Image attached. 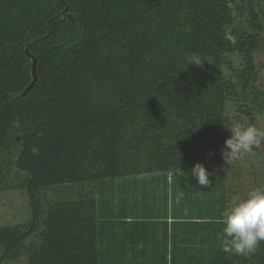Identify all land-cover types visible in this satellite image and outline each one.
Instances as JSON below:
<instances>
[{"label":"trees","instance_id":"1","mask_svg":"<svg viewBox=\"0 0 264 264\" xmlns=\"http://www.w3.org/2000/svg\"><path fill=\"white\" fill-rule=\"evenodd\" d=\"M261 49L262 0H0V186L14 188V164L32 209L28 223L0 226V263L25 255L26 264H264V241L251 259L221 251L215 221L225 197L188 210L171 253L167 244L107 253L102 230L160 223L95 196L122 179L224 164L227 101L239 98L238 86H255ZM193 53L205 59L185 66ZM233 53L242 58L238 81L223 70ZM251 101L238 104L249 118L259 109ZM83 183L95 185L62 194Z\"/></svg>","mask_w":264,"mask_h":264},{"label":"crops","instance_id":"2","mask_svg":"<svg viewBox=\"0 0 264 264\" xmlns=\"http://www.w3.org/2000/svg\"><path fill=\"white\" fill-rule=\"evenodd\" d=\"M245 161L250 160L242 158L231 165L225 162L222 165L206 168L211 184L207 188L197 183L192 175V169H182L165 175L150 173L100 186L95 196L104 200L105 208L112 206L115 210L119 208L123 210V203H129L132 211L138 208L147 214L152 213V218L160 223L157 231L136 229L130 232L124 229L127 223L122 224L118 221L115 227L102 230L101 248L107 253L113 252L119 255L125 252L160 253L164 250L165 244L168 253L177 246L181 247V236L185 235V225L181 221L186 220L190 208L201 213L205 204H213L214 197L228 198L230 203L236 197H246L253 188L264 187L256 185L264 184V181L258 180L256 170L251 169V164ZM94 185V183L74 184L71 186V192L68 191L66 195L76 196L89 189L92 190ZM245 189H247L246 193ZM204 191L211 194H205ZM122 260V257L117 258L118 262Z\"/></svg>","mask_w":264,"mask_h":264},{"label":"clouds","instance_id":"3","mask_svg":"<svg viewBox=\"0 0 264 264\" xmlns=\"http://www.w3.org/2000/svg\"><path fill=\"white\" fill-rule=\"evenodd\" d=\"M225 38L232 44L236 43L233 35ZM203 59L199 54H189L185 66L189 63L199 66ZM227 127L231 135L225 139L221 155L228 165L242 159L264 141V130L254 125ZM191 172L200 186L209 185V173L202 163L196 162ZM215 222L223 225L222 230L216 233L221 251L229 257L251 259L264 241V187L251 189L244 198H234Z\"/></svg>","mask_w":264,"mask_h":264},{"label":"rangeland","instance_id":"4","mask_svg":"<svg viewBox=\"0 0 264 264\" xmlns=\"http://www.w3.org/2000/svg\"><path fill=\"white\" fill-rule=\"evenodd\" d=\"M262 2H264V0H262ZM257 8L259 7L257 6ZM235 10L236 14H238V16H241L242 12L240 10H237V7H235ZM241 18L243 20L245 16L242 15ZM244 25H247V22H245ZM254 59L257 66V70L255 73V86L253 85L252 88L248 90H244L241 86H238L237 92L240 96L239 98L231 97L230 99H228L226 113L228 119L230 120V126H237L240 124L254 125L261 130H264V49L255 52ZM229 60L231 62L225 63L223 66V70L227 77L231 78L232 80L238 81L235 72H239L240 70H242V58L237 53H233L229 55ZM251 100L256 101L259 109L255 112L254 116L249 118L250 116L242 114L239 111L238 104H243L244 106L242 105V107L245 109L246 105L247 107L253 105L251 103ZM243 159H247L248 161L250 160L249 162H245L251 164V169L256 170V174L259 176L258 180L264 181V141L261 142L259 147L253 148L252 152L246 154ZM8 168L10 182L12 183L11 185H13L14 188L7 190L1 189L0 186V226L28 223V221L31 219L32 214L29 197L26 190L16 187V178L18 175L21 176L22 173L17 172V168L14 164H10ZM256 185L264 186V184ZM246 190L247 189H245V193ZM43 194H45V192H43ZM47 194L49 195V197L52 195L50 191H47ZM62 194H66L65 190L62 191ZM32 238H35V235L29 238V240ZM1 255L2 250L0 249V257ZM26 262L27 258L24 255L18 260L6 259L0 264H26Z\"/></svg>","mask_w":264,"mask_h":264},{"label":"water","instance_id":"5","mask_svg":"<svg viewBox=\"0 0 264 264\" xmlns=\"http://www.w3.org/2000/svg\"><path fill=\"white\" fill-rule=\"evenodd\" d=\"M33 77H34V79H33V82L31 83V85H33L34 83H35V81H36V70H35V63H34V66H33Z\"/></svg>","mask_w":264,"mask_h":264}]
</instances>
